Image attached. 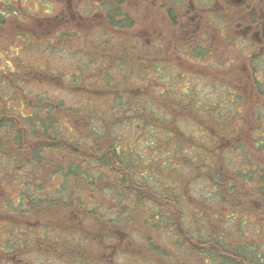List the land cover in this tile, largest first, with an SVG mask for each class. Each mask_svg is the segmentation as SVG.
<instances>
[{"label": "flooded vegetation", "instance_id": "1", "mask_svg": "<svg viewBox=\"0 0 264 264\" xmlns=\"http://www.w3.org/2000/svg\"><path fill=\"white\" fill-rule=\"evenodd\" d=\"M133 1L0 0V68L11 67L10 72L0 69V264H41V260H61L62 249L71 252L69 247L61 244V239L66 242L74 240L75 232L86 238L84 241L89 245L90 256L95 253L101 264H109L115 249H120L123 239L127 238L120 233L124 228L123 216L118 228L110 230L109 207L120 214L119 210L124 209L126 202L133 206L138 203L135 195H131L132 203L128 199L125 202V188L112 181L115 173L108 167L104 168L100 189L88 182L87 175L84 187H74L76 168L83 165L92 172L90 166L94 160L107 157V146L104 141L91 140L89 132L85 133V138L90 139H82L80 147L60 153L58 144L70 136L73 122L69 110L59 107V102L55 103L53 115L59 122L56 127L50 123L33 125L31 122L24 127V119L34 116L30 100L36 102L35 98L42 95L36 91L38 85L76 84L81 77L80 73L54 74L47 67L56 60L34 59L39 53L42 57L44 53L49 57L52 52L62 53L58 62L77 68L76 61L82 53L107 52L108 59L113 61L119 56L118 51H131L136 55V66L141 67V71L146 68L156 77L165 70L170 75L162 79L165 81L168 77L169 83L179 76L184 83L194 78L202 87L210 89L208 95L221 91L220 101L212 97L209 103L193 93L198 99L194 112L201 110L204 115L205 111L199 123L201 137L194 142L202 157L196 156L205 162L215 161L199 165L198 177L202 183L206 181L210 185L207 190L215 195L217 203L225 206L233 203L240 215L229 216L221 209L205 212L202 207V210L198 208L201 234L207 224L218 229L213 235L218 240L222 236L219 235L221 229L228 223L233 221L236 225L244 220L249 225L247 235L261 231L264 221V0ZM130 10L143 16L142 20H133L134 26L129 21ZM158 24H164L166 30H160ZM101 57L105 58V55L101 54ZM97 60L100 65H106L102 59ZM16 68L24 71L19 73L14 71ZM25 87H31V91H26ZM171 88L167 84L166 90L156 98L170 94ZM183 90L182 97L193 100L189 87L185 86ZM143 97L154 98V95ZM25 108L31 110L30 115L24 113ZM182 109L187 112L190 109L188 103L183 104ZM41 111L40 115L45 117V108ZM88 119L91 122L81 117V121H86L82 127L90 131L93 118ZM35 128L37 140H29ZM45 129L47 137L43 134ZM182 140L186 143L185 139ZM89 141L91 147L87 146ZM94 142L101 144V157L93 156ZM172 145L170 140L165 149L168 166L176 158ZM34 150L40 151V156H32ZM224 158L228 163L222 162ZM153 175L139 170L138 185H146ZM154 178L159 179L156 175ZM150 182L158 189L157 182ZM182 182L173 186L172 176L166 173L164 194L170 198L175 194L178 200L172 207L171 198L165 207L166 220L170 224L166 225L169 227L166 231L173 239L178 234L189 233L180 228L183 220L178 205L191 199L189 186L187 188ZM220 192L225 196L223 199ZM78 198H82L89 212L99 210L102 221L94 223L92 214L83 218L76 209L65 206L67 202L76 206ZM145 204L153 206L151 202ZM261 232L264 234L263 228ZM149 237L146 239L148 247L152 244V236ZM185 239L191 246L198 247L195 237L194 241L188 236ZM168 240L173 246L176 244ZM31 245H37L44 253H35L33 248L30 251ZM178 245V250L184 252L183 244L180 246L179 242ZM68 256L65 253L64 259ZM63 264L69 263L65 261Z\"/></svg>", "mask_w": 264, "mask_h": 264}, {"label": "trees", "instance_id": "2", "mask_svg": "<svg viewBox=\"0 0 264 264\" xmlns=\"http://www.w3.org/2000/svg\"><path fill=\"white\" fill-rule=\"evenodd\" d=\"M1 52V51H0ZM1 55V54H0ZM7 59H12L11 57H6ZM1 59V58H0ZM2 60V59H1ZM1 71L6 70L7 72H10L11 67H3L0 68ZM22 68H16L14 71L23 72L24 70H21ZM33 70V69H30ZM28 70V71H30ZM37 70V69H36ZM34 70L33 72H36ZM12 74V73H11ZM27 88L26 91H31V87H25ZM185 92V90H181ZM115 94H114V93ZM168 95L163 94L161 96H158V98H150L147 104H142V102H139L137 104L136 99L129 98L133 100V105L138 106L140 109L136 107V110L133 111V117L129 114V110H132V106H130L129 109L123 104V101L126 99V94H117V92L112 91V95L109 94L106 99L98 100L95 106L97 105H105L104 108L106 109V115H104L102 112H98V109L100 107H95V110H90V105L88 104L83 108L82 111H90V113H84L87 114L88 117L93 118V127L90 130L91 134V140L94 141H104L106 142V158L103 159H97L94 160L90 167H92V172L88 171L83 165L78 166L76 168V171H74L75 177H77V180H74V187L78 188L80 186L84 187L85 184V176L87 175V178H89L88 182L91 183L94 188L100 189V183L103 180L104 175V168L108 167V169L111 172H114V178L113 182L119 184V186L125 188V202L126 199L130 200L132 203L133 198L131 195H135L134 198L137 203V205L128 204L126 202V205L124 209H120V214H116V211H114V208L109 207V215L111 217L109 218L111 221H109L110 224V230L116 229L117 224L119 222H122V216L124 219V225L132 223L129 221V218H132V220H138L139 217L141 222L144 224V220L146 221L145 226H142L145 228L146 234L141 232L142 236H145L146 238H150L149 235L152 236L151 238V248L154 246L156 249L158 248L155 244H160V241L163 239L165 243L167 244L168 239H170L172 242L176 243L173 247L178 248L179 242H182L184 255L180 256L181 258H177L180 254L176 253V250L173 248V253L175 256L173 259V264H181L184 263L185 259L190 260L191 263L189 264H264V234L260 230H258L254 235H247L246 230L249 228V225L247 222L241 221L238 224L228 223L229 227L231 228H237L238 229V238L234 239V234H236L235 229H229L228 225L221 229L222 235L221 238L218 240H215L213 238V235H207V229H211L209 225L205 224L202 234H199L198 240L193 239V233H184V234H178L174 239L170 234L167 236H164L167 231L166 229L169 228L170 225L169 222L166 220L165 216V207L167 206V202L171 200L172 207L176 206L177 195L172 194V197H166V195L162 192H160L155 186L154 183L150 182L153 181L154 175L151 177L150 181L147 180L146 185L142 184L141 186L138 185V173L139 170H144L148 173V175L151 173L153 174L154 164L160 169L155 170L156 171V177L164 180H166V173H168L169 169H166L168 166V163L166 161V154L165 149L167 148V145L169 144V141L172 140V146L174 151V156H176L175 159L172 161V170H177L180 165V158L178 159V152L187 149L186 147H190L192 144H194L195 141L198 140V134L195 131L186 132L183 131L179 125L175 126L174 122H172L173 118L169 116V114L166 112V109L163 107L166 106L168 102ZM184 95L181 94V99L183 100L182 106L185 103H188V107L190 109L188 111L194 112L196 110L194 102L191 97H182ZM125 97V99H124ZM102 98V97H100ZM152 99L153 102L150 101ZM131 100H128V102L131 104ZM140 100V99H139ZM30 107L33 108L34 116L31 119L25 118L24 121L26 122V125L33 124V125H46V124H52L55 127L58 125L57 119L53 116L54 111L57 105L55 103L59 102L60 105H62L63 101L51 98L47 93L44 95H41L40 97H36L35 101L33 102L30 100ZM165 101V102H164ZM99 102V104H98ZM127 102V101H126ZM158 102H164L163 106H158ZM45 107H43V105ZM92 105V104H91ZM42 111L45 108V117L41 116L40 111ZM167 108V107H166ZM195 108V109H191ZM180 109V107H179ZM97 110V112H95ZM41 111V112H42ZM129 114V115H128ZM84 115H82L84 117ZM138 118L139 127L137 126L136 129H132V132H136L138 129L148 132L151 136V139L141 141V148L140 150H136L134 146V142L132 140H129L126 136L121 134L119 128L123 124L127 122L132 123V119ZM166 122L164 121L165 119ZM31 120V121H30ZM132 120V121H131ZM177 125V124H176ZM158 129V130H157ZM62 131V130H61ZM156 131L160 132V135H156ZM31 132V131H30ZM37 128L33 129L34 133L33 135H29V140H37ZM44 136L47 137V129L43 132ZM187 138L186 143L184 140L180 138V135H183ZM34 138H33V137ZM59 136V135H58ZM33 138V139H31ZM89 138H83V140H89ZM84 147H85V143ZM87 144V142H86ZM93 156H99L101 157L103 155V150L101 148V144L94 142L93 143ZM193 148H197L192 146ZM145 148V149H144ZM38 149V148H37ZM36 149V150H37ZM85 150V148H83ZM198 149V148H197ZM34 150L31 155L32 156H40V151ZM88 150V149H86ZM200 150V149H198ZM188 151L189 148H188ZM43 154V153H42ZM83 154V153H82ZM202 157L201 152L198 154ZM207 154H205L206 156ZM199 157H195L193 164H200L205 163V161L202 159L200 160ZM202 161V162H201ZM187 165H192L190 161L187 162ZM174 173V171H172ZM92 176V177H91ZM83 177V178H80ZM92 178V181H91ZM148 178V177H147ZM150 182V184H149ZM172 182L174 183V180L172 179ZM26 184H24L25 186ZM175 183L173 184V186ZM73 197V196H72ZM82 198H78V204L76 206H72V203L67 202L65 203V206L71 207L72 209L77 210V214L80 215L83 218H89L90 214H92L93 218L92 221L94 223H98L100 220L102 221L103 216L102 213H100L99 210H94L93 212H89V208H87L84 203L81 201ZM129 202V203H130ZM145 202H151L153 206L155 207H148ZM157 203H160L158 206ZM141 205V206H140ZM161 207L163 212L161 211ZM141 210V211H139ZM166 220V222H165ZM133 221V222H134ZM172 226L175 228L176 223H174V219L172 220ZM168 225V226H166ZM236 226V227H233ZM171 227V226H170ZM171 227V228H173ZM173 228V229H174ZM217 229V228H216ZM166 231V232H165ZM78 232H75L74 240H71L69 242L64 241L61 239V244L65 246V248H70L71 252L68 253L64 249L61 250L62 253H65L68 256V258L64 259V255H62L61 260H41V264H63L65 261L69 264H101L100 260H97L95 257V253H93V257L89 255V250L87 244L84 240L86 238L80 237ZM218 233V230L215 234ZM251 233V230H250ZM185 236L190 237L193 239L194 242L198 243V247L191 246L190 243L187 242L185 239ZM145 246H149V243L146 240H143ZM31 248H33V251L35 253H44V251L40 250L37 245H31ZM178 254V256H177ZM167 256V254H165ZM184 261V262H183ZM203 261V262H202ZM72 262V263H71ZM102 262V261H101ZM186 263V262H185Z\"/></svg>", "mask_w": 264, "mask_h": 264}, {"label": "rangeland", "instance_id": "3", "mask_svg": "<svg viewBox=\"0 0 264 264\" xmlns=\"http://www.w3.org/2000/svg\"><path fill=\"white\" fill-rule=\"evenodd\" d=\"M133 0H131L132 2ZM134 2V1H133ZM130 6V5H129ZM131 9H133V3H131L130 6ZM134 11V10H133ZM128 16H130V22L135 25L134 22L136 20H142V14L135 11L133 13L131 10L128 12ZM137 18V19H136ZM134 20V22H133ZM144 22V20H143ZM132 26V27H133ZM131 27V28H132ZM157 27L162 30L163 32L166 30V27L164 24H158ZM161 27V28H160ZM131 47V46H130ZM131 49V48H130ZM34 53L33 55H35ZM62 54V53H61ZM60 54V55H61ZM69 53H64V55H68ZM101 54L105 55V58L101 57ZM117 54L119 55L117 58H115L113 61H110L108 59V53L107 52H97L93 51L91 53L85 54L82 53V57L78 58L76 61V64L78 63V67H70L65 65L66 62H58V60H61L59 53H50V57L48 54L44 53V57L41 56V53L37 54L34 59L41 60V59H49L56 60L52 64V66L47 67L50 71L54 72L56 75H75L76 73H80L81 77L80 80L74 84L75 82L71 83H63L60 85H52V86H40L38 85L36 87V91H40L42 95H44V91L50 92L48 95L52 98H56L57 100L63 101L62 105L59 107H62L64 110H69V113L71 114L70 117L72 118L71 121L73 122V130L70 136L65 137V141L62 143H59L58 151H67V150H75L76 148L80 147V142L85 137V133L88 134L90 131L85 130V128L82 127V125H85L86 121H81L82 115L84 113H90V111H82L85 106L88 104L90 105V110H95V107H100L98 109V112H102L104 115H106V109L104 108L105 105H97V101L101 99H106L109 94L112 95V91L117 92V94H126V99L123 101V104L128 107L132 106V110H129V114L133 117V111L136 110V107L140 109L138 106L133 105V100L129 99H136V102H142V104H147L149 100H146L148 98L143 96H153L156 98V95H159V93L164 92L168 87H171L170 95L168 97L169 104H166L164 109H166V112L173 118L172 122H174L175 126H178L186 132L195 131L197 132L198 139L201 137V131H200V122L203 120V116L201 110H197V112H190V111H184L182 109V102L181 94L185 86L189 87V94L193 97L194 104L198 103V99L196 96L193 95V93L198 94L199 97L206 100V103H209L212 97H216L219 100L220 92H214L211 95H208L207 92L210 91L209 88L202 87V84L194 79L190 78V80L186 81L185 83L182 81L183 79H180L179 77H176V79H172V82H167V78L164 81L162 77L169 76L170 73L166 72L165 70H162V75H157L155 77V73L150 72L146 68L141 67L138 68L136 66V59L134 58L136 55H134L131 51H118ZM70 59V56L67 60ZM90 59L92 61L90 62ZM97 59H102L106 65H100ZM136 61V62H135ZM138 63V62H137ZM81 65V68L79 67ZM44 68V67H43ZM46 69V68H44ZM46 69V70H48ZM67 71V72H66ZM192 79L195 81L192 82ZM74 81V80H72ZM62 82H66V80H63ZM164 82V83H162ZM167 83V84H166ZM68 87H71L69 89ZM109 91V93H108ZM114 93V92H113ZM115 94V93H114ZM222 94V93H221ZM223 95V94H222ZM106 96V98H105ZM102 97V98H100ZM143 97V98H142ZM125 99V97H124ZM140 99V100H139ZM128 100H131V104L128 102ZM127 101V102H126ZM151 102L152 99H150ZM137 102V104H139ZM165 102V101H164ZM164 102H158V106H163ZM92 104V105H91ZM99 104V102H98ZM130 105V106H127ZM181 108L179 109V107ZM168 107V108H166ZM59 111H62V109H58ZM97 112V110L95 111ZM24 113L27 115L31 114V110L29 108L24 109ZM128 114V115H129ZM87 121L91 122V119H88L86 116L83 117ZM133 120V121H132ZM131 122H127L120 126L119 130L120 133L126 136L129 140H132L135 146L136 150H140L141 148V141L149 140L151 139V136L149 133L144 132L140 129H138L136 132H132V129H136L139 125L138 118L132 119ZM170 120L169 118L165 119ZM24 121V127H26ZM177 124V125H176ZM139 127V126H138ZM81 130V132H79ZM158 130V129H157ZM160 135V132L156 131V135ZM33 137V136H32ZM56 137V136H55ZM34 138V137H33ZM31 138V139H33ZM181 139H187L184 134L180 135ZM60 141V142H61ZM91 141L88 142L87 146H90ZM187 142V141H186ZM66 143V144H65ZM196 145V144H195ZM66 146V147H65ZM192 144L190 147H186L187 149L179 151L178 152V159L182 158L180 161V167L172 173V171H168V174L172 176V179L174 180L175 184H179L182 182V184H187V188L189 186L188 192L191 196V199H189L186 203L182 202V204L178 205V209L180 210V215L182 214V226L180 227L181 230H185L187 232L193 233V237L198 239L199 234L201 233V226L198 222V215L197 210L198 208L200 210L201 207L207 212L209 210L210 212H213L214 210L218 211V209H221L223 211H227L228 215L231 216L233 214L240 215L239 209L235 207L233 203H230L229 205L225 206L223 203H217L214 198L215 195L211 194L207 188L208 183L205 181V183H202L199 176V170H197V167L201 165L202 163L193 164L194 158L198 154V149H194ZM91 147V146H90ZM188 148L190 151H188ZM145 149V148H144ZM166 151V150H165ZM204 152V151H203ZM56 153V154H60ZM205 153V152H204ZM50 156H54L52 153H50ZM201 160V157H200ZM199 160V161H200ZM190 161L192 165H187V162ZM202 162V161H201ZM215 162L214 160L206 161L205 163H211L213 164ZM222 162L228 163L227 159H223ZM221 164V163H220ZM189 166V167H186ZM153 174L156 175L157 169H160V167L156 166L154 164ZM171 164L166 167V169H171ZM210 171V168L208 169V172ZM208 175V173H206ZM204 174V175H206ZM204 178H206L204 176ZM42 179V177H40ZM59 181V178H56ZM155 183L157 182L158 189L165 193L164 180H156L154 178L153 180ZM50 182V181H49ZM173 183V184H174ZM176 191V190H175ZM177 192V191H176ZM179 194V190H178ZM221 199H223V192H220ZM180 198V196H178ZM204 202H202L203 198ZM225 197V196H224ZM227 204L228 202L225 201ZM234 209V211H231V209ZM141 211V210H139ZM223 213V212H222ZM206 215V214H205ZM111 217V216H110ZM132 223L125 224L124 228L120 230L121 235H126V240H124L122 246L120 249L116 248V253L112 257V262L109 264H173V259H175L173 256L174 253H172L171 247H173L172 243L168 240L167 244L163 239L160 241V244H157V249L155 250L153 247L145 246L143 240H146L147 238L145 236H142L141 232L145 230L144 227L141 226L143 224L141 220H132V218L128 219ZM134 221V222H133ZM180 224V222H179ZM229 229H235L228 226ZM264 231V221L261 225V231ZM218 229L215 227H211V229H207V235H214V232H217ZM236 234H234V239L238 238V229L236 228ZM169 231L164 236H168ZM115 238V237H114ZM116 242H119V239L115 238ZM111 243V242H110ZM182 242H180L181 246ZM169 247V248H167ZM182 247V246H181ZM176 250V253L180 254L177 258H181L180 256L184 255V252L182 250H178V248H174ZM155 251V252H153ZM167 254V256L165 255ZM182 254V255H181ZM185 257V255H184ZM186 263H185V262ZM184 263L181 264H189L191 263L190 260H184ZM38 262V261H37ZM203 262V261H202ZM39 263V262H38Z\"/></svg>", "mask_w": 264, "mask_h": 264}]
</instances>
